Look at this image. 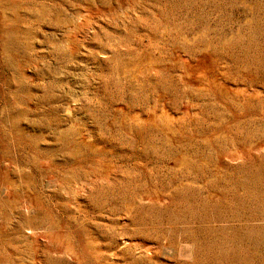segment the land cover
<instances>
[{
    "label": "rangeland",
    "instance_id": "374dc122",
    "mask_svg": "<svg viewBox=\"0 0 264 264\" xmlns=\"http://www.w3.org/2000/svg\"><path fill=\"white\" fill-rule=\"evenodd\" d=\"M0 264H264V0H0Z\"/></svg>",
    "mask_w": 264,
    "mask_h": 264
}]
</instances>
